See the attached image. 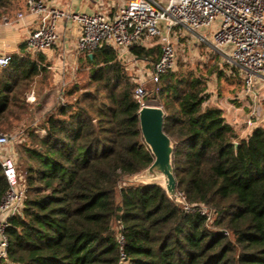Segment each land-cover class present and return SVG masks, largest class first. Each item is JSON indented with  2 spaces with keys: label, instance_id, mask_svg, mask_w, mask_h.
Returning a JSON list of instances; mask_svg holds the SVG:
<instances>
[{
  "label": "trees",
  "instance_id": "obj_1",
  "mask_svg": "<svg viewBox=\"0 0 264 264\" xmlns=\"http://www.w3.org/2000/svg\"><path fill=\"white\" fill-rule=\"evenodd\" d=\"M6 4L0 0V9ZM129 52L154 64L160 46ZM10 56L0 67L1 132L27 112V93L51 79L42 51ZM78 57L66 100L17 144L25 194L8 218L0 264H117L120 250L125 264H264V128L241 137L221 107L205 103L210 78L182 61L152 83L146 99L164 111L176 192L209 208L207 222L160 184L122 183L153 161L136 84L109 44ZM223 71L211 70L218 79ZM8 186L0 164V200Z\"/></svg>",
  "mask_w": 264,
  "mask_h": 264
},
{
  "label": "built area",
  "instance_id": "obj_2",
  "mask_svg": "<svg viewBox=\"0 0 264 264\" xmlns=\"http://www.w3.org/2000/svg\"><path fill=\"white\" fill-rule=\"evenodd\" d=\"M28 13L36 15V24L25 39L26 49L43 51L54 45L60 19L77 25L76 55L91 51L102 43L114 47L118 53L131 46H160V56L152 65L149 80L154 83L161 73L172 70L177 63V42L180 38L194 37L224 58L234 67L242 82V95L250 98V111L244 120L245 135L264 117V92L255 89V80L264 82V0H123L113 11H73L46 0H25ZM21 16V14H19ZM3 21V20H2ZM3 22H8L3 21ZM11 59L10 54H0V67ZM74 69L69 71L70 79ZM136 86L134 94L141 105L148 104V93L143 79L131 77ZM70 81V80H69ZM69 81L62 78L58 84L59 95ZM26 100L36 101L30 91ZM23 130L0 131V164L8 181V188L0 200V258L5 256L7 239L5 228L8 218L23 205L25 185L17 169V159L12 154L14 145L23 140ZM177 200L184 212L196 211L212 220V212L203 204L186 202L181 192ZM121 243L122 236L118 234ZM117 264H125V255L119 253Z\"/></svg>",
  "mask_w": 264,
  "mask_h": 264
},
{
  "label": "rangeland",
  "instance_id": "obj_3",
  "mask_svg": "<svg viewBox=\"0 0 264 264\" xmlns=\"http://www.w3.org/2000/svg\"><path fill=\"white\" fill-rule=\"evenodd\" d=\"M24 2L25 0H8L9 4H6L7 6H5V8L0 9L2 20L5 21L6 19V21H10L16 14V11L25 5ZM105 9L107 8H104V10ZM177 46V62L182 61L210 78L209 87L217 95V97L224 104L230 103L233 107L238 109V112L241 113V123L239 127L245 132L246 128L244 120L247 118V114L250 111L251 102L249 98H245L242 95V82L236 69L227 64L224 58H222L219 54L209 49L206 44L199 42L194 37L187 36L180 38L177 42ZM128 51H122L118 53V55L122 62L126 65L130 78L135 77L141 80L144 79L143 77L146 75L150 76L152 63L144 59L136 58L130 54V52L128 53ZM217 66L223 68V72L225 73V75L219 79L216 77V73L214 74V72H211L213 68L216 67L217 69ZM75 77H77L78 80V75L74 74V78ZM144 80H147L144 83V87L147 92H150L153 88V84L150 80H148V78ZM68 84L64 88H66ZM58 89L56 92L42 93L39 99L30 103L26 113H24L19 119L13 121L14 125L10 128V130L6 129V131L3 130L2 132H11L13 129L20 128L24 131V140L25 131L29 127L40 126L43 123V120L55 110V106L66 100L65 93L59 95ZM148 104L156 105V102L148 101ZM262 108H264V103L262 104ZM16 145L12 147L11 152L17 159V169L19 173H23V160L20 154L21 148L19 147L20 145ZM142 174L143 173L140 172L136 175L122 178V183L137 181L143 182L142 180H144V178L141 177Z\"/></svg>",
  "mask_w": 264,
  "mask_h": 264
},
{
  "label": "crops",
  "instance_id": "obj_4",
  "mask_svg": "<svg viewBox=\"0 0 264 264\" xmlns=\"http://www.w3.org/2000/svg\"><path fill=\"white\" fill-rule=\"evenodd\" d=\"M47 2L57 4L62 8H66L73 11H113L116 9L118 2L123 0H46ZM25 3V2H24ZM104 8H107L104 10ZM21 14V16H19ZM36 15L28 13L26 6L23 5L21 9L16 11L14 17L8 22H0V54L2 53H23L24 50L20 49L19 45L25 41L28 31L36 24ZM56 30L58 33L57 41L54 45L44 49L42 52L46 57V60L50 63L51 79L47 86L39 92H34L35 99H39L42 93L56 92L58 84L65 78L67 81L74 79V76L70 79L69 71L71 68L77 67L78 55L75 53V41L77 38V25L67 19H60L57 22ZM129 53V51H128ZM153 65V64H152ZM152 68V66H151ZM238 73V71H237ZM75 74V72H74ZM239 75V73H238ZM142 78V77H141ZM149 80V75L143 77ZM143 79V80H144ZM69 81V82H70ZM147 81V80H144ZM255 89L258 92H264V82L255 80ZM29 91V92H30ZM28 92V93H29ZM27 93V94H28ZM208 97L206 103H212L218 105L223 109V115L226 121L232 125L239 133L241 137L245 135L244 130L240 129L241 113L233 105L224 104L217 95L210 89L209 84L207 87ZM27 97V95H26ZM250 99V98H249ZM251 101V100H250ZM264 103V101H263ZM256 127L264 128V117H261Z\"/></svg>",
  "mask_w": 264,
  "mask_h": 264
},
{
  "label": "water",
  "instance_id": "obj_5",
  "mask_svg": "<svg viewBox=\"0 0 264 264\" xmlns=\"http://www.w3.org/2000/svg\"><path fill=\"white\" fill-rule=\"evenodd\" d=\"M138 119L142 138L153 156L151 164L142 171V181L160 184L170 199L179 204L172 166L173 144L163 130L164 111L159 105L143 104L138 111ZM237 144L235 141V149Z\"/></svg>",
  "mask_w": 264,
  "mask_h": 264
}]
</instances>
